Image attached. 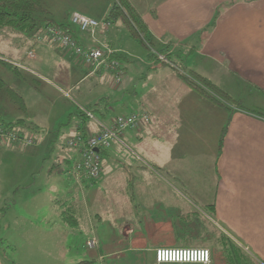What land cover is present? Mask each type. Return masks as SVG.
<instances>
[{"label": "crops", "instance_id": "obj_1", "mask_svg": "<svg viewBox=\"0 0 264 264\" xmlns=\"http://www.w3.org/2000/svg\"><path fill=\"white\" fill-rule=\"evenodd\" d=\"M40 1L46 9V13L42 14L43 20H47L43 21L45 23H42V27L49 22L68 27L78 44L85 49L100 45L120 48L116 45L119 46L125 36L133 43L125 27L124 31L118 26L119 22H110L107 29L102 26L110 11V0ZM47 1L52 2L51 9L45 4ZM126 2L138 14L145 25L146 35L159 53L165 48H170L167 54L171 58H180L181 65L185 62L189 64L191 73L209 81L226 96L225 98H228V89L225 86H228L229 82L234 87H241L240 89L264 98V0ZM73 12L100 23L94 37L70 26L69 18ZM112 34H117V37L111 38ZM29 44H25L26 51L21 57L33 62L38 71L27 68L36 75L27 73L31 80L38 81L49 89L55 100L64 98L57 89H75L92 77L88 75V71L84 73L87 69L78 58L73 60L74 55L71 52L59 48L57 44H50L47 38L43 39L42 44H34L33 50L32 42ZM30 52L35 54L33 58L28 57ZM145 58L146 56L142 57L140 54L138 59L144 61ZM46 62L49 65L53 63L50 65L53 67L51 77L39 72ZM55 63L63 65L66 70L69 69L70 75L76 73L78 67H84V71L82 70L83 74L79 73V78L74 83H63L60 75L53 72ZM16 73L19 75L17 70ZM153 77V90H156L164 107L161 113L165 115L166 120L159 114L153 117L151 112L140 104L131 106L123 115L114 112L110 115L113 109L108 107L107 99L104 100L103 96L91 101L97 105L95 109L100 113L102 120L94 118L102 124L110 126L115 117L127 114H137L140 117L137 128L124 132L122 136L135 146L140 152V156H137L149 167L145 168L141 163L138 164L141 168L132 169L124 164L127 171L123 172L121 158L114 154L103 166L101 163L98 180L101 186L90 191L86 196L88 200L85 201L94 213V216L89 215L86 220L90 237H87L85 242L94 240L95 248H86L85 258L76 264H154L155 250L163 248L207 249L211 254V263L219 264L214 259L217 251L192 243L195 240L193 236L198 231V225L194 222H198L189 216L183 218V215L191 213L200 215L214 226L217 234L225 235L258 264H264V119L250 115L242 107H227L222 103V95L217 97L212 94L213 101L204 99L189 86L195 103L200 106L213 105L219 110V116L223 115V120L214 123L218 133L215 135L216 139H213L202 130L210 124L204 116L192 119L189 115L184 117L181 114V96L169 87L166 89L168 75L157 72ZM109 79L108 75L104 82L109 83ZM135 79V76L126 75L121 89L130 90V84ZM22 84L26 87L25 82ZM95 84L99 86L105 83ZM165 90L171 91L173 102L165 98ZM108 93L110 102L116 99L111 98L110 93L118 92ZM5 94L7 99L15 102ZM17 94L23 103V106L19 105L17 109L24 114L26 99L21 93ZM137 94L134 92L132 95L137 97ZM122 101H126L125 96ZM209 108L212 109L211 106ZM53 109L54 107L51 112H54ZM64 114L61 119L69 116L67 124H73L63 130L66 135L70 130L75 138L82 135L80 130L84 128V133L90 137L99 129L95 122H85L81 119L80 112L79 118L73 121L70 118L74 115L73 111L68 110ZM18 120L24 121V124H36L22 117L10 119L6 124ZM47 120L50 121V118ZM47 120L37 123L36 126L32 125L37 129L36 147L27 149L24 153L1 148L0 160L12 157L24 160L26 156H36L43 160L44 149L41 146L46 143L52 146L57 139L56 133L62 132H56L55 127L38 125L50 124ZM174 120L182 124H176ZM80 124H83L82 127ZM223 129L225 135L219 148ZM70 136V139L73 138ZM110 149L105 152L103 161L106 155L111 154ZM74 150L58 152L56 161L66 164L77 162L79 151ZM153 165L157 169H152ZM126 172L130 182L126 178ZM69 174L76 184L80 185L86 180H78L71 172ZM14 176L16 188H20L24 173L17 170ZM152 178L156 181H152ZM132 183H136L135 192L140 195L138 203L135 202L133 194H129L133 192ZM77 189L82 190V187L79 189L77 186ZM146 191L154 193L145 195ZM137 207L141 210L139 213L135 211ZM58 208L59 213L60 207ZM208 209H212V216L208 214ZM201 210H204L203 215Z\"/></svg>", "mask_w": 264, "mask_h": 264}, {"label": "rangeland", "instance_id": "obj_2", "mask_svg": "<svg viewBox=\"0 0 264 264\" xmlns=\"http://www.w3.org/2000/svg\"><path fill=\"white\" fill-rule=\"evenodd\" d=\"M59 2L56 3L59 4ZM152 2H155V0H152ZM51 3L50 1L45 2L49 9H51ZM111 8L112 7H110V9ZM36 16H40V20L43 19L41 15ZM118 26H121L124 30V25L122 23L119 22ZM113 37H117V34H112L111 38ZM125 37L126 38L122 42H119V46L116 45L118 42L114 44L116 47L120 48H113V46L109 45L106 46V48L115 53L113 58L121 65L120 67L123 75L119 85H113L110 73L100 71L91 74L88 69L84 71V67L81 65L83 68L78 67L76 73L73 72L70 75L69 69L66 70L63 65H57L55 63L53 72L60 75L63 83H74L77 78H79V73L83 74L82 70L84 73L88 71V75L92 76L79 86H76L75 89L69 91H60L57 89L64 98L55 100V96L52 95L49 89L38 83V81L31 80L29 75L31 72L27 68L32 70L35 69V71H38V69L33 66V62L28 59L24 60L21 57L22 54L24 55L27 46L25 45L23 48L20 47L18 44L19 42L15 38L6 35V33L0 36V79L7 86L16 91V93H21L26 99V106L24 107L26 111L23 114L18 111V104L6 98V89L0 90V123L1 121H5L6 123L10 119L22 117L29 122L32 121L37 124L50 118V121L47 120V123L50 122V124L38 125L49 128L55 127L56 132H58V130L62 131L59 134L55 132V138L57 139L52 146L47 143L41 146L44 149L42 154L43 160L38 159L36 156H26L24 160L20 158L15 159L14 157L0 160V264H76L78 261L85 258V240L87 237H90V232H88L89 226L86 220L89 215L94 216L91 208L87 207L85 201H87L88 198L86 196L90 191L101 185L98 181L99 179L96 181L83 180L80 185L76 184L74 178L69 174L72 162L66 164L57 162L55 159L58 152L65 153L73 151V149L68 147L67 143L70 139L69 136L71 135L70 137L74 138V134L71 133L70 130H68V135L63 132L64 129L71 127L73 124H67L69 116L65 118L62 117L61 119V116L65 115L64 113L68 110L74 112V115L70 116L72 121L77 117L79 118V112H87L90 114L88 110L94 113L96 119L99 118L102 120V118H100V113L95 111L97 105L93 102L91 103V101L97 99V97L103 96L104 100L107 99L108 107L113 109L110 111V115L113 114L112 112L123 115L131 109V106H138L140 104L141 107H146L153 117L159 114L160 117L166 120L165 115L161 113L164 107L161 105L156 90H153L154 82L151 81L155 79L153 76H155L157 72H161L168 75L167 83H165L166 89L170 88L175 94L181 96V104H179L182 107L181 114L184 115V117H186L185 115H189L192 119L204 116L210 124H208L205 130H202L210 135L211 138L216 139L215 135H217L218 131L215 129L214 123H216V121L219 122L220 119L223 120V115L220 117L219 110L213 105H210L212 107V109H210L208 105L200 106L195 103L191 91L192 89L182 80L183 77L188 76L192 83L204 87L201 77L191 73L192 70L189 64H185L186 62L183 63V65L179 64L180 58L175 59L172 57L168 59L169 55L167 53H159L154 46L148 44L147 49H145L138 45V42L132 40L133 43H131L128 37ZM44 38H47L50 44L56 45V42L46 34V28H43L42 31L37 33L34 37L25 38L22 45L31 43L32 41H35V45L42 44ZM33 48L34 45L31 50H33ZM169 49L170 48H168V51ZM140 54L142 57L146 56L144 61L138 59ZM33 55L35 56L34 53ZM117 55L120 56V61L116 59ZM147 56L150 57L147 58ZM49 59H51V57ZM72 59L75 60L76 57L72 56ZM147 60H149V62ZM14 61H18L19 63H15ZM127 61L128 63H126ZM52 64L53 63L50 65ZM50 65L46 62L41 66L42 68L39 72L43 73L46 77H51L50 73H52L51 69L53 67ZM161 67L163 68L159 70ZM14 69L18 71L19 75L14 72ZM128 74L129 76H135L136 79L130 84V90L126 91L124 88L121 89V87L124 77ZM108 75L111 80L109 79V83L107 82L106 84L104 79L106 80ZM100 78L102 79L101 81ZM23 82L26 83V87L22 84ZM95 82H102L105 84L96 86ZM148 86L149 91L147 90ZM225 88L228 89V98L224 97L222 103H225L227 107L240 106L245 110L259 111L264 114L263 97L240 89L241 87H234L230 82ZM110 91L118 93H110L111 98L116 97V99L109 102L110 95L108 92ZM134 92L138 93L136 95L137 97L132 95ZM124 96L126 97L125 102L122 101ZM165 98L169 102L170 100L173 102L174 98L171 91L165 93ZM137 101L138 103H136ZM52 107H54V112H51ZM157 111L159 112L157 113ZM171 111L174 112L173 109ZM96 119H94V122ZM174 121L176 124H182L178 120ZM87 122L91 123L89 119ZM97 122L103 127L109 126V124H102L101 121ZM36 124L32 125L36 126ZM17 127L21 129V131H24L22 134L25 138L31 139V148L36 147L37 139L34 140V138L38 136L35 130H28L27 128H23V126L21 127V125ZM122 135L120 139L121 144L115 142L111 144V154L104 157L102 166L105 161L111 160V156L114 154L117 158H121L122 169L124 168V164L128 168H140L132 163V160L138 164L142 163L141 165H145V168H148V164L141 161L140 157H138L140 156V152ZM1 148L14 150L19 153H24L28 149L26 147H17L9 143L0 145V149ZM151 167H153L152 169H157L154 165ZM17 170L24 173L20 188H16L14 182V175ZM152 181H156V179L152 178ZM134 184L136 183H132L133 192H129V194H133L135 202L138 203L140 195L135 192L136 189ZM77 186L79 189L81 186L82 190H78ZM153 193L144 192L145 195ZM144 194L141 195L144 196ZM63 201L77 203L76 205L80 208L79 228L71 229L62 225L59 218L58 207ZM135 211L139 213L141 210L137 207ZM203 211H200L202 215ZM183 216V218L187 216L191 219L195 218L198 222H194L195 225H198V231L194 234L193 238H195V240L192 241V243L217 251L215 239L218 234L214 226L198 214L196 216L191 213ZM214 259L217 263L223 264V260L219 253H215Z\"/></svg>", "mask_w": 264, "mask_h": 264}, {"label": "built area", "instance_id": "obj_3", "mask_svg": "<svg viewBox=\"0 0 264 264\" xmlns=\"http://www.w3.org/2000/svg\"><path fill=\"white\" fill-rule=\"evenodd\" d=\"M70 25L77 28L79 32L93 37L100 23L79 13H73L70 17ZM102 26L107 29L109 22L103 21ZM46 34L56 42L59 48L70 51L78 58L91 74L100 71L110 73L113 85H119L123 73L121 65L113 58L114 52L103 46L85 49L67 30L56 26L46 27ZM28 57L33 58V53L30 52ZM84 114L94 122L95 118L91 114L87 112ZM138 119L136 114L117 116L108 127H103L95 121L99 128L95 134L86 139L81 136L69 139L68 147L79 151L78 162L73 166V175L78 180H98L101 171V152L108 150L113 142L121 144L120 139L123 132L136 129ZM18 137L19 131L16 128L10 130L0 127V145L9 143L17 147H30V138L19 139ZM86 248L90 250L95 248V241L86 242ZM154 260V264H210L211 254L209 250L202 248H163L155 250Z\"/></svg>", "mask_w": 264, "mask_h": 264}, {"label": "trees", "instance_id": "obj_4", "mask_svg": "<svg viewBox=\"0 0 264 264\" xmlns=\"http://www.w3.org/2000/svg\"><path fill=\"white\" fill-rule=\"evenodd\" d=\"M110 2L112 8L110 9L108 15L106 16L105 21L109 23L121 22L124 25L125 29L127 30L129 37L134 42H138V45H140L145 49H147L148 44L153 46V43L146 35L145 25L142 23L138 14L130 6V4L126 2V0H110ZM45 13H46V9L44 8V5L40 0H0V36L3 33H6V35L15 38L19 42L18 44L20 47L25 46L26 43L22 45V43H24L25 41V38L36 36L37 33H40L42 31L41 28L43 29L48 26H56L62 30H67L73 36L72 31L66 26L56 25L49 22L48 24H45L42 27V23L43 24L45 23L43 21L47 22V20H43V19L40 20L39 19L40 16H36V15L42 16V14ZM34 42L35 41H32V45H34ZM167 52H168V48H165L160 53L166 54ZM119 57L120 56L117 55L116 59L120 61L121 59ZM148 57L150 56H147V58ZM170 58L171 57L169 55L168 59ZM14 72L16 73L15 69ZM182 80H184L188 86H190L199 96H201L204 99H210L213 101V98L211 97L212 94L216 95L217 97L220 96V94L223 97H226L223 93L219 92L209 81L203 78H201V80L204 83L203 84L204 87L206 88L200 87L197 84L192 83L191 79L188 76L183 77ZM2 89H6V93L13 101H15L16 104L20 105L21 107L23 106L22 99L19 97V95L0 79V90ZM95 111L98 110L95 109ZM246 111L250 115L264 119V114L260 113L259 111H249V110ZM88 112H90V114L93 117H95L93 112L89 110ZM80 117L85 122H87V120L89 119V117L86 116V114L84 113H80ZM89 120L93 122V120L91 119ZM24 123L25 122L22 120H18L17 122L12 124H6L1 122L0 127L7 128L10 130L16 128L19 131V137H18L19 139H23V137L25 138V136L22 134V132L24 131H21V129L17 127L19 125L31 131L35 130V133H37V129H35L34 126L30 124L27 125ZM82 125L83 124H80L79 126L82 127ZM84 130H85L84 128H81L80 131H82L81 133L82 135L79 136H81L83 139H86L88 134L84 133ZM224 135H225V129H223L221 134L219 148H221L222 146ZM30 148L31 146L28 147V149ZM106 151L101 152V163ZM132 163H134L136 166L141 168V166H139L138 163L135 162L134 160ZM75 164L76 162L71 164L72 166H70L69 172H71L72 174H73V166ZM127 168L124 166L123 169L127 171ZM126 174L128 178V173L126 172ZM127 180H129L130 182V178H128ZM59 207H60L59 218L61 223L65 227L71 229L79 228L80 208L75 203H66V202H62V204ZM211 211L212 209L207 210L208 214L212 216ZM215 244H216L217 252L219 253L220 257L223 260V264H258L249 255H247L241 248H239L233 241H231L228 237H226L223 234H218L217 238L215 239Z\"/></svg>", "mask_w": 264, "mask_h": 264}]
</instances>
